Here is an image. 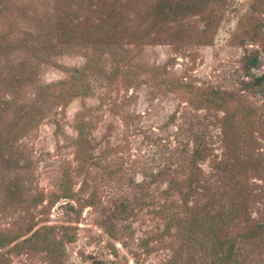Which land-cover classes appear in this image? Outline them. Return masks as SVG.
I'll list each match as a JSON object with an SVG mask.
<instances>
[{"label": "rangeland", "instance_id": "rangeland-1", "mask_svg": "<svg viewBox=\"0 0 264 264\" xmlns=\"http://www.w3.org/2000/svg\"><path fill=\"white\" fill-rule=\"evenodd\" d=\"M200 2L0 0L4 264H207L255 225L227 264H264V96L208 101L264 68V0Z\"/></svg>", "mask_w": 264, "mask_h": 264}, {"label": "trees", "instance_id": "trees-1", "mask_svg": "<svg viewBox=\"0 0 264 264\" xmlns=\"http://www.w3.org/2000/svg\"><path fill=\"white\" fill-rule=\"evenodd\" d=\"M209 4H218V0H201L200 5L197 7H185L182 11L185 16H192L209 6ZM175 15L169 17L167 15L164 19L160 20L161 23H166L169 18H174ZM241 69L243 71L239 79V83L236 90L218 88L213 93V98H208V101L217 107H222L223 104L237 100L236 95L246 94L249 97L257 98L258 96H264V68L263 62L258 55L257 50H250L244 55ZM257 71V72H256ZM183 157L189 160L191 169L188 175L190 182L197 179L196 170L198 167V161L201 160V152L194 147L192 153L188 154L185 145H181L179 152ZM189 156V158H187ZM58 196L55 191H50L47 196L46 207H51L57 202ZM262 230V225H255L247 229H239L231 237L220 238L216 240L210 247V262L207 264H227L231 258L235 241L238 237L249 238L255 236ZM5 258H0V264H4Z\"/></svg>", "mask_w": 264, "mask_h": 264}]
</instances>
